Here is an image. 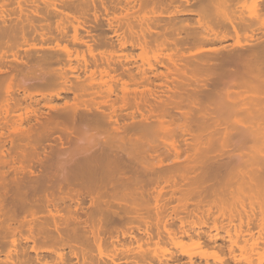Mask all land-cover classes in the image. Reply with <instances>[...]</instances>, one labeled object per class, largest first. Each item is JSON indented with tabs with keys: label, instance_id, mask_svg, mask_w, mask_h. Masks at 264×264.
Wrapping results in <instances>:
<instances>
[{
	"label": "bare ground",
	"instance_id": "obj_1",
	"mask_svg": "<svg viewBox=\"0 0 264 264\" xmlns=\"http://www.w3.org/2000/svg\"><path fill=\"white\" fill-rule=\"evenodd\" d=\"M68 124L76 180L139 179L93 184L124 229L44 166L27 200ZM0 264H264V0H0Z\"/></svg>",
	"mask_w": 264,
	"mask_h": 264
},
{
	"label": "rangeland",
	"instance_id": "obj_2",
	"mask_svg": "<svg viewBox=\"0 0 264 264\" xmlns=\"http://www.w3.org/2000/svg\"><path fill=\"white\" fill-rule=\"evenodd\" d=\"M69 125H70V124H68V128H65V130H67L66 132H68L69 129L71 130V128H73V126H71V128H70ZM65 126H67V124H66ZM72 130H73V129H72ZM72 130H71V131H72ZM63 132H64V131H63ZM61 133H62V132L58 133V134L56 135V137H54L55 142H52L53 144H49L50 147H46L47 150H46V148L44 149V153H46L47 156H45L46 154L43 156L44 153L41 152V151H43L42 149H40V150H41L40 152H38V153L36 152L37 155L39 154V158H41V161H43V162H42L43 164H42V163L40 164V162H39L40 166L42 165V166H41L42 168L39 166L38 163L36 164V166H37L38 168L40 167L38 170H39V173H40L39 175L41 176V178H40V184H42V185L39 186L40 184H37L36 187L27 188L26 196H27V198H28L27 200H28V201L30 200L29 203H30L31 201H33V198L35 199L34 201H35L36 203H37V202L39 203L40 201H42V203H43L44 200H43L42 198L45 196L44 194L46 193V192H45V191H46V189H45L46 186H45V185H46V183L48 182L47 180H49V182H51V180H52V181H53L52 183H53L54 185L57 183V184L55 185V186H57V187H58V184H61V187H62L63 185H64V186H67V187H66L67 189H69V188L71 187V185H75V187L73 186V188L77 189L78 191H79V188H83V187H82L83 185H80V184H81V183H82V184L86 183V186H87V187H86V186H85V187H86L87 189L84 188V189H86V192H83L84 189H82L83 191H79V192H78V191L76 190V192L74 193L73 191H75V189H73V191H72V187H71V189H70V190L73 192L72 195H74V194L76 195V196L74 195L75 197H79V194H80V199H83V200H80L79 198H76V199H79V202H80V201H84V203H83L84 205L80 202V203H81V206H78V205H77V208L79 207V209H80V207H82V206H83V207H84V206L87 207V209H86V207H85V209H84L85 211H83V212L86 213V214H83V212L81 211L82 209H81V210H79V209L76 210V211H78V214H80L81 216L83 215V216H82V217H83L82 220L84 219V223H85V220H86V219H87V222H90V218H89V217H90V216H89L90 213H89V212L87 213V211H90V212H91V211L94 210L93 208H95L94 206H92V208H90L89 206H91V204H92V205L95 204V206L97 205V207L100 206V205H101V206L103 205L102 207L105 206L106 209H110V205H108V206H109V207H108L105 203H101V201H103L104 198H105L104 201H105V200H106L107 202L109 201V203H110V201H111V202H112V201L116 202L115 200L118 198V197H117L118 195H119L120 197L125 196L124 199L126 198V196H127L128 198H130V197H131V194H133V192H135V190L138 191V189H139L140 186H141V184L139 183V179H138V182H137V180H136V177H137V176H136V175H132V174H131V176H130V173H128L129 175H128L127 173L124 174V175L119 173V174L121 175V176H120V175H118V171H116V173H115V172H113V173H109V174L107 175V177L104 175V178L107 179V180L104 179L103 181H101V178L103 177V176H101V175H103V174H101V175L99 174V175L101 176V178H100L99 175H98V173L96 172V176H98V177L100 178V179H99V178H98V179H99V181H100L101 183L97 180V177H96V176H95L96 179H95V178H93V179L96 180L98 183H100L101 186H100V184H99V185L96 184L95 181H92V182H91V181H85V180H87V179H84L85 182L83 181V179H81V181H80L81 183L79 182V180H76V179L73 177V173H72L73 171H72V170H73V169L75 168V166L77 165V164H76L77 161H79V160L81 159V155H79V154H80L79 150H75L76 152H74V151L72 152V150H74V148L72 147V149H71V146H69V145H71V144L69 143V141H68V138H70V136H71V135L69 134V132H68L67 134H65V132L62 133V137H64V139H66V141H67V142L65 141V143H66L67 145H65V144H63V145H65V146H69V149H68V147H66V148H67V151H65V150H66L65 148H64V149L61 148V147H63V145L61 144V142H62V139H61L62 137L60 136ZM63 134H64V135H63ZM65 135H66V137H65ZM67 135H68L69 137H67ZM57 137H59L58 139H61V141L58 140V139L56 140ZM60 137H61V138H60ZM71 138H72V136H71ZM152 138L154 139V137H152ZM152 138H149V139H150V142H151V140H152L151 143H153V142L155 141V139H154V141H153ZM64 139H63V140H64ZM57 141H60V144H59L60 146L58 145ZM63 142H64V141H63ZM63 142H62V143H63ZM145 142H146V141H145ZM145 142H144V143H145ZM68 143H69V144H68ZM147 143H149V142L147 141ZM49 145H47V146H49ZM61 145H62V146H61ZM234 146H235V148H236L238 145L236 144V145H234ZM145 147H146V146H145ZM140 148H141V147H140ZM232 148H233V147H232ZM232 148H230V149H232ZM61 149H62V150H61ZM141 149H142V148H141ZM183 149H184V148H182V150H183ZM50 150H51V151H50ZM63 150H64V151H63ZM234 150H235V149H233V151H234ZM47 151H49V152H47ZM52 151H53V152H52ZM61 151H63V152L60 153ZM50 152H51V153H50ZM70 152H72V153L69 154V155H70V156L73 155L72 158L70 157L71 159L69 158V155H67V156L65 157V154L70 153ZM42 153H43V154H42ZM53 154H54V155H53ZM183 155H184V154H183ZM61 156H62V157H61ZM75 156H77V158H74ZM78 156H80V157H78ZM97 156H98V155H97ZM44 157H45V158H44ZM235 157H236V156H235ZM62 158H63V159L65 158V159L63 160ZM67 158L70 159V160L68 161ZM160 158H162V157H160ZM237 158H238V157H236V160H237ZM72 159H75V160L73 161ZM36 160H40V159H36ZM66 160H67L69 163H64V164H65V165H66V164H67V165L70 164V165H68L69 168H67L68 166L65 167V165L63 164V161H66ZM156 160H157V159H156ZM236 160H235V159H234V160H231V162L234 161V164H235V161H236ZM67 161H66V162H67ZM70 161H71L72 163L75 164L74 167H73L72 163H70ZM48 162H49V165L47 166ZM50 162H51V163H50ZM156 162H157V161H156ZM54 163H55V164H54ZM151 163H153V162H151ZM154 163H155V162H154ZM234 164H233V166L236 165V164H235V165H234ZM45 165H46V166H45ZM50 165H53V166H50ZM57 165H58V166H57ZM231 165H232V163L230 164V166H231ZM43 166H44L45 168H46V167H48V168L45 169ZM55 167H56V168H55ZM62 167H63V168H62ZM71 167H72V168H71ZM43 168H44V169H43ZM59 168H61V169H59ZM64 168H67V169H69V171H71V172L69 173V174H71V176L63 172V169H64ZM42 169H43V171H44V170L46 171V170L48 169L46 172H48V174L50 173V175H48V174H46V173H45V174H46L48 177H49V176H53V177H54V180H55V178H56V180L54 181V180H53V177H52L51 180H50L48 177H45V176H44V172H45V171L42 173L43 175H41V172H40V171H42ZM71 169H72V170H71ZM97 171H100V170H97ZM56 172H57V173H56ZM58 172H59V173H58ZM101 172H102V171H100L99 173H101ZM37 173H38V171H37ZM52 174H53V175H52ZM65 174H66V175H65ZM54 175H55V176H54ZM56 175H57V176H56ZM59 175H60V176H63V177L65 176L64 179L62 178V179H63V180H62V179L60 178ZM67 175H68V176H67ZM58 176H59V178H58ZM109 176H111V178H112V176H113V178H114V176H115V179H113L115 182H114V181H111L110 179H108ZM128 176H130L129 178L131 179V181H132V179H133V181H134L135 183H134L133 181L131 182L130 179H128ZM135 176H136V177H135ZM50 178H51V177H50ZM109 178H110V177H109ZM116 178H117V179H116ZM134 178H135V180H134ZM43 179H44V182L42 181ZM45 179H47V180H45ZM65 179L69 180L70 183L68 182V184H65V183L63 182V181H65V182L67 181V180H65ZM102 179H103V178H102ZM45 181H46V183H45ZM73 181H74V182H73ZM107 181H108V184L106 183ZM109 181H110V182H109ZM116 181H117V182H116ZM94 182H95V183H94ZM66 183H67V182H66ZM77 183L79 184L78 186L76 185ZM102 183L105 184L106 186L103 185ZM111 183H115V184H112V185H111ZM44 184H45V185H44ZM47 184H48V183H47ZM93 184H96V185L94 186ZM138 184H140V185L138 186ZM113 185H114V186H113ZM163 185L165 186L166 183H164ZM64 186H63L62 188H64ZM69 186H70V187H69ZM76 186H77V188H76ZM79 186H81V187H79ZM89 186H92V187H91V190H94V189H93L94 187L97 188L96 186H99V187H98V188H99V192L97 191V190H98V188H97V190H96V189L94 190V191H96V192L93 191L94 193H92V191H89V189H88ZM93 186H94V187H93ZM103 186H104V187H103ZM107 186H108V187H107ZM124 186H125V187H124ZM134 186H135L136 189L134 188ZM136 186H138V187H136ZM41 187H42V189H41ZM68 187H69V188H68ZM112 187H113V188H112ZM162 187H163V186H162ZM34 188H35L36 190H35ZM54 188L57 190L56 187H54ZM54 188H53V189H54ZM114 188H115V189H114ZM116 188H117L118 190H117ZM127 188H128V189H127ZM166 188H167V186H165V189H166ZM64 189H65V188H64ZM121 189H123V190H121ZM167 189H168V188H167ZM41 190H42V191H41ZM80 190H81V189H80ZM101 190H102V191H101ZM111 190H112V191H111ZM119 190H121V191L119 192ZM126 190H129V191L127 192ZM131 190H133V191H131ZM31 191H32V192H31ZM33 191H34V192H33ZM40 191H41V192H40ZM54 191H55V190H54ZM88 191L90 192V195H89V192H88ZM105 191H106V192H105ZM125 191H126L127 193H125ZM42 192H44V194H43ZM72 192H71V193H72ZM81 192H82L84 195L81 194ZM97 192L99 193L98 195H99L100 198H99V199L97 198V199L100 200V204L98 203L99 201H96V200L94 201V202H96V203L92 202V200L96 199V196H95V195H97ZM115 192H116V193H115ZM122 192H123V194H121ZM131 192H132V193H131ZM31 193H32V194H31ZM54 193H56V191H55ZM77 193H78V195H77ZM91 193H92V194H91ZM117 193H118V194H117ZM128 193H131V194L129 195ZM135 193H136V192H135ZM135 193H134V194H135ZM211 193H212V192H211ZM211 193H210V194H211ZM28 194H29V195H28ZM39 194H40V195L42 194V197H40ZM56 194H57V193H56ZM103 194H104L105 196H104ZM126 194H127V195H126ZM215 194H216V193H215ZM215 194H214V195H215ZM43 195H44V196H43ZM86 195H87V196H86ZM93 195H94L95 197H93ZM98 195H97V197H98ZM121 195H122V196H121ZM81 196H82V197H81ZM88 196L91 197V198H89ZM106 196H107V197L109 196V197H108L109 199H108ZM38 197H39V199L41 198L42 200H41V199H40V200H37ZM83 197H84V198H83ZM120 197H119V198H120ZM10 198H11V199H10ZM30 198H31V199H30ZM92 198H93V199H92ZM119 198H118V199H119ZM122 198H123V197H122ZM122 198H121L120 200H118V201L121 202L122 200H124V199H122ZM90 199H92V200H90ZM101 199H102V200H101ZM210 199H212V194H211V196H210ZM89 200L91 201L90 204H89ZM34 201L32 202V204H34ZM85 201H86V202H85ZM11 202H12V203H11ZM14 202H16V200L14 199V197H13V196L9 197V198L7 199V201H6V207H7L8 209L12 210V211H15V214H16L17 216H18V214H20L21 216H23L25 212H23V209H22V208H24L25 206H21V207H20V205H21L20 202H16V203H14ZM26 203H27V201H26ZM29 203H27V204H29ZM42 203H40V204H42ZM93 203H94V204H93ZM97 203H98L99 205H98ZM109 203H108V204H109ZM118 203H119V202H118ZM118 203H117V204H118ZM11 204H12V205H11ZM43 204H44V203H43ZM87 204H89V205L87 206ZM104 204H105V205H104ZM113 204H114V203H112V205H111L112 207H114V206L116 205V203H115V205H113ZM79 205H80V204H79ZM14 206H17V207H14ZM101 206H100V207H101ZM18 207H19V208H18ZM88 207H89L90 210L88 209ZM105 207H104V208H105ZM112 207H111V208H112ZM14 208H15L16 210H14ZM26 209H27V208H26ZM26 209H24V210H26ZM91 209H92V210H91ZM86 210H87V211H86ZM79 211L82 212V213H80ZM19 212H20V213H19ZM91 213H92V212H91ZM22 214H23V215H22ZM88 214H89V215H88ZM92 214H93V213H92ZM85 215H86V216H85ZM21 216H20V217H21ZM108 216H109V215H108ZM110 216H112V220H111V217H110V218L107 217V218L110 219L111 221H113V219L115 218V217L113 218V216H116V214H114V215L111 214ZM117 216H118V215H117ZM117 216H116V217H117ZM85 217H86V218H85ZM93 217H96V216L94 215ZM107 218H106V219H107ZM117 218H121L120 215H119ZM117 218H115L116 220L114 219V221H113L114 226H115V227L118 226V227H120L121 229H124V228H125V224H126V223H124L125 221L122 222V220L120 221V219H117ZM88 219H89V220H88ZM93 219H98V217L93 218ZM93 219H91L92 222L94 221ZM117 220L120 221V222H122V224H121L120 222H118ZM95 221H96V222H95ZM95 221H94V222H95V223H94L95 225L93 224L94 226H96L97 223H98V225H99V224L101 225L100 227H103V225H105V224L107 223L108 226H107V225H106V226L110 229V222H111V221H108V220H107V221H108V222H107V221L104 220V221L106 222V223L104 222L105 224H101V223L97 222V220H95ZM115 221H116V222H115ZM87 222L85 223V226H86V228H88V230H89V229L91 230V228H93L94 226L91 225V227H90V226H89V223H87ZM92 222H90V224H92ZM114 222H115V223H114ZM116 223H117V224H116ZM86 224H88V225H86ZM111 224H112V223H111ZM113 224L111 225V228H114ZM87 226H89L90 228L87 227ZM92 226H93V227H92ZM106 226H105V227H106ZM126 226H127V225H126ZM96 227H98V226H96ZM96 227L93 228V229L96 230ZM105 227H103V229H104ZM107 227L105 228V230L107 229ZM118 227H117V228H118ZM93 229H92V230H93ZM109 229H108V230H109ZM90 230H89V231H90ZM105 230H104V231H105ZM110 230H111V232L114 231V230H112V229H110ZM108 233H109L108 231H107V232L105 231V234L103 233V234L105 235L104 238L106 237L107 239H109L108 236L110 237L111 233H109L110 235H109ZM106 234H107V235H106ZM101 236H103V235H101Z\"/></svg>",
	"mask_w": 264,
	"mask_h": 264
}]
</instances>
